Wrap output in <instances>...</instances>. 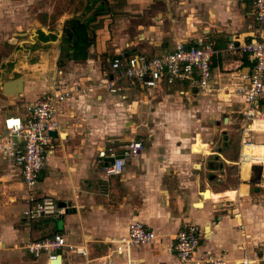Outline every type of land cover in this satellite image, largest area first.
Returning <instances> with one entry per match:
<instances>
[{
	"label": "crops",
	"instance_id": "1",
	"mask_svg": "<svg viewBox=\"0 0 264 264\" xmlns=\"http://www.w3.org/2000/svg\"><path fill=\"white\" fill-rule=\"evenodd\" d=\"M81 2L77 11L57 18L55 26L47 25L45 31L42 27L32 29L31 42L45 44V55L14 62L13 70L15 67L23 77L22 92L17 97L0 92L1 120L10 114L22 116L25 104L35 103L51 88L57 69L61 71L57 76L60 86L86 87L83 93L73 92L59 104L57 137L52 140L51 152L34 186L37 195H50L58 204L68 202L72 210L51 220L45 218V223L24 219L21 211L25 188L18 170L0 156V264L28 260L46 264L44 254L34 259L23 246L56 232L69 243L84 244L91 255L103 254L110 247L109 239L125 236L127 224L133 220L155 234L153 240L132 250L141 264H193L179 263L172 248V238L184 223L195 224L200 234L195 258L213 254L221 256L224 264H240L246 253L255 264H264V179L254 180L250 167L242 179V162L225 147L229 140L227 127L242 125L241 117L231 108L237 104L241 107V98L228 96L225 89L235 73L247 70L246 56L239 50L232 51L230 59L213 56L212 89L208 92L180 95L175 89L178 86H173L172 91L158 88L149 95L123 81V88L111 93L99 85L108 57L116 54L158 55L171 50L179 40H194L207 28L204 38L223 42L225 50L229 40L244 42L254 29L248 3ZM193 3L198 6L193 11L201 15L193 17L182 12ZM187 17L197 22L188 23ZM67 19L86 26L87 44L81 48L73 47V41H79L76 37L67 40L62 33ZM207 20L213 21L212 28L203 25L199 29V22ZM6 61H0V66ZM15 77L8 75L7 80ZM3 104L12 105V111ZM221 112L236 115L227 124L219 123L214 117ZM188 131L195 134L191 136ZM137 135L146 139L140 153L124 162L119 175L104 176L101 166L107 160L97 159V151L106 145L119 147ZM194 142H200L206 150L193 151ZM240 185L246 189L242 191ZM65 261L84 264L76 255H68Z\"/></svg>",
	"mask_w": 264,
	"mask_h": 264
},
{
	"label": "built area",
	"instance_id": "2",
	"mask_svg": "<svg viewBox=\"0 0 264 264\" xmlns=\"http://www.w3.org/2000/svg\"><path fill=\"white\" fill-rule=\"evenodd\" d=\"M248 3L253 19L254 29L247 40L235 44L229 40L227 51L239 50L246 56L249 66L245 72L233 75L230 86L225 90L229 95L241 98V109L237 111L241 117L240 125V152L238 160L243 163L242 147L249 145L248 132L253 130L259 121L261 113V100L264 99V0H244ZM216 54L214 43L206 40L203 35L192 41L179 40L174 47L161 54L146 57L141 53L131 52L116 54L108 57L107 70L103 73L104 79L99 85L109 92H119L123 87L121 80L126 81L129 87L135 86L146 94L155 89L164 88L174 90L180 95L188 92L211 91L210 64L211 58ZM60 70L52 77L51 88L44 92L35 103L25 104L22 116L10 114L0 120V156L18 174L25 194L23 196L24 208L22 216L28 221L43 217H56L64 213V207L46 194L37 195L34 190L45 166L46 155L51 152L52 140L57 137L48 134L57 132L59 128L58 106L73 92L83 93L86 87L60 86L57 76ZM179 86L181 88H179ZM58 133V132H57ZM139 139L129 140L119 147L106 145L96 153L97 159L107 162L101 166L104 176L119 175L126 160L135 158L142 149ZM252 164L263 163L257 159L249 160ZM155 238L153 230L140 221H130L127 224L126 234L123 237L109 239V249L106 253L91 255L84 244H74L66 241L61 233H52L26 242L24 250L32 257L45 255L48 264L56 255L60 256V263L67 264L68 255H76L83 259L84 264H141L132 250L146 244ZM200 234L193 223H184L175 232L173 241L174 255L179 263L192 262L193 264H224L225 260L219 255L206 254L195 258ZM240 264H255L253 259L243 253Z\"/></svg>",
	"mask_w": 264,
	"mask_h": 264
},
{
	"label": "rangeland",
	"instance_id": "3",
	"mask_svg": "<svg viewBox=\"0 0 264 264\" xmlns=\"http://www.w3.org/2000/svg\"><path fill=\"white\" fill-rule=\"evenodd\" d=\"M82 0H0V61L7 60L3 66H0V92L1 83L7 80V76L15 77V75L21 74L17 69L13 70L14 62L27 60V59H38L41 54L45 55V44L39 45L37 43L31 42V31L32 29H38L42 27L45 29L47 25L55 26V21L57 18H62L67 16L69 13H73L78 10L81 6ZM196 0H193L195 2ZM241 0H236L240 2ZM197 3H193L188 10L187 8L182 11L184 14H193V17L201 15V13H196L193 8ZM198 7V6H197ZM196 9V8H195ZM181 12V11H180ZM189 16V15H188ZM188 23L195 24L194 18L187 17ZM213 21H206L204 23L199 22L198 28L201 29L204 26L212 28ZM214 29V28H213ZM208 28L206 29L207 33ZM202 33L201 35H203ZM30 36V37H29ZM225 41V38H223ZM214 48L216 50L215 58L220 57L221 59H230L232 57L231 52L225 50L223 42H214ZM150 57L149 55H145ZM3 63V62H2ZM0 62V64H2ZM124 80H121L123 83ZM234 82L236 80H233ZM124 85V84H123ZM10 96V95H5ZM200 96V95H199ZM237 96V95H236ZM264 96V91H263ZM231 97V96H230ZM239 97V96H238ZM233 100V99H232ZM5 103V102H3ZM261 115L259 121L253 126V130L248 132V140L251 142L249 145L242 147L241 153L244 156L243 163H241L240 177L245 179L247 177L248 163L249 160L257 159L261 161L264 165V99L261 100ZM6 106L8 111H12L13 106L9 104H3ZM17 106V105H15ZM234 111H239L241 109L240 105H234L231 107ZM10 114V113H8ZM235 114V113H234ZM234 114H224V112L219 113L214 117L219 123H225L232 121V115ZM236 115V114H235ZM227 118L223 122V118ZM234 119V118H233ZM236 119V118H235ZM191 120V119H190ZM189 121V120H187ZM192 121V120H191ZM192 124L195 125L193 122ZM224 126V125H223ZM194 132V131H193ZM193 132H189L193 136ZM226 133L228 134L229 140L225 143V147L228 151H231L233 157H238L239 148V137L240 128L238 126L230 125L227 127ZM258 136V139L253 140V137ZM139 139L143 143L146 139L143 135L134 136V139ZM191 140V139H190ZM202 149V152L206 150L205 146L200 142H194L192 145V150ZM237 153V154H236ZM232 182L235 183L236 178L232 176ZM264 179V172H263ZM264 184V180H263ZM242 191L246 189L245 185H240ZM35 188V187H34ZM232 191V190H231ZM35 192V189L33 190ZM233 196L235 191H232ZM246 193V192H245ZM22 216V214H21ZM24 219L25 216H22ZM57 217V216H56ZM46 220H51L55 217H43L40 218V223H45ZM26 252V251H25ZM27 253V252H26ZM28 254V253H27ZM44 259V256L41 257ZM22 264H34L31 260L28 263Z\"/></svg>",
	"mask_w": 264,
	"mask_h": 264
},
{
	"label": "water",
	"instance_id": "4",
	"mask_svg": "<svg viewBox=\"0 0 264 264\" xmlns=\"http://www.w3.org/2000/svg\"><path fill=\"white\" fill-rule=\"evenodd\" d=\"M42 30L45 31V29L42 28ZM22 81H23V77L21 75L12 78V79H8L5 80L1 83V91L4 95H10L13 97H17L19 93L22 92ZM49 135L55 137L56 136V132L55 131H49L48 132ZM250 170L253 173V178L254 180H258L261 179V171L262 168L260 165H251ZM59 206L64 207V213H70L71 212V207H69V203L68 202H61L59 203ZM49 264H61L60 263V256L56 255L53 259H51L49 261Z\"/></svg>",
	"mask_w": 264,
	"mask_h": 264
},
{
	"label": "trees",
	"instance_id": "5",
	"mask_svg": "<svg viewBox=\"0 0 264 264\" xmlns=\"http://www.w3.org/2000/svg\"><path fill=\"white\" fill-rule=\"evenodd\" d=\"M63 34L66 35L69 40L70 38L76 37L73 41V47L81 48L82 45L87 44V36H86V26L85 24L79 22L76 19H67L63 22Z\"/></svg>",
	"mask_w": 264,
	"mask_h": 264
},
{
	"label": "bare ground",
	"instance_id": "6",
	"mask_svg": "<svg viewBox=\"0 0 264 264\" xmlns=\"http://www.w3.org/2000/svg\"><path fill=\"white\" fill-rule=\"evenodd\" d=\"M263 172H264V167H263ZM208 196H209V194H208ZM210 197H211V195H210ZM217 197H218L217 195H212V198H217Z\"/></svg>",
	"mask_w": 264,
	"mask_h": 264
}]
</instances>
